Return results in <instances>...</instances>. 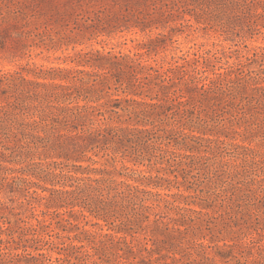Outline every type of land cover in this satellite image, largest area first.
<instances>
[{
  "label": "rangeland",
  "instance_id": "obj_1",
  "mask_svg": "<svg viewBox=\"0 0 264 264\" xmlns=\"http://www.w3.org/2000/svg\"><path fill=\"white\" fill-rule=\"evenodd\" d=\"M251 12L0 0V264H264V0Z\"/></svg>",
  "mask_w": 264,
  "mask_h": 264
},
{
  "label": "trees",
  "instance_id": "obj_2",
  "mask_svg": "<svg viewBox=\"0 0 264 264\" xmlns=\"http://www.w3.org/2000/svg\"><path fill=\"white\" fill-rule=\"evenodd\" d=\"M227 2V4L230 6V8L245 16V17H249V18H252V2H254L255 0H225ZM226 4V3H224ZM224 82H226V80L224 78H220L217 77L216 79L212 80L210 82V86L208 88V90H210L211 92H218V91H222V88H223V85H224ZM61 92H64L66 91V89H62L61 88ZM63 94V93H61ZM150 109L146 110V109H143V110H140V111H136L134 112L135 115H141V116H146V117H150L154 111L151 110L152 106H149ZM87 109L86 108H83V107H76V108H71L69 112H67V115L64 116V118H70L72 119V121H76V120H79L80 118L83 117V114L87 113ZM85 118H87V115L85 116ZM33 124H37L36 122H33ZM154 128L153 129H134V130H131V129H127V128H119V127H105V128H98L96 130V133L97 135H101L102 137H105V136H108V135H111L112 137L116 136L118 137L119 140L123 139V137H125L126 139L130 140L131 142L132 141H138L139 139L141 138H149V136H152V135H156V133L154 132ZM114 132V133H113ZM167 132V131H166ZM157 137H160L162 139V136H157ZM156 137V138H157ZM154 138V136H153ZM158 139V138H157ZM166 139H170L169 136L168 138ZM195 139V140H193ZM199 138L197 137H192V140L194 142L197 143ZM181 145H183V149H187L188 151H191V148L185 143V139L182 138V142H180ZM165 153L168 152V150H164ZM171 152V151H169ZM183 157L186 156V157H189V155H186V154H183L182 155ZM199 157L203 158L204 156L200 155L199 154ZM99 180H102V179H94V180H91L92 182H94L96 185H100L101 184V181ZM111 183V182H110ZM127 192L129 193H133V192H145L143 190H138L137 187H130V185H127Z\"/></svg>",
  "mask_w": 264,
  "mask_h": 264
}]
</instances>
